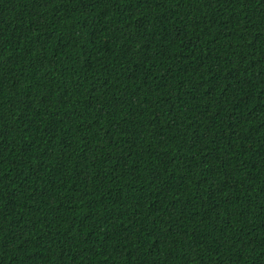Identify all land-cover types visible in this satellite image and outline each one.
<instances>
[{"label": "trees", "instance_id": "obj_1", "mask_svg": "<svg viewBox=\"0 0 264 264\" xmlns=\"http://www.w3.org/2000/svg\"><path fill=\"white\" fill-rule=\"evenodd\" d=\"M0 264H264V0H0Z\"/></svg>", "mask_w": 264, "mask_h": 264}]
</instances>
